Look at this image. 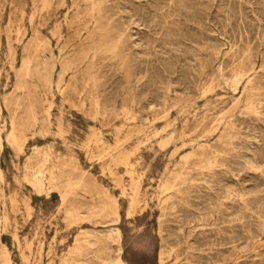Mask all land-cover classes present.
I'll return each mask as SVG.
<instances>
[{
  "label": "rangeland",
  "instance_id": "1",
  "mask_svg": "<svg viewBox=\"0 0 264 264\" xmlns=\"http://www.w3.org/2000/svg\"><path fill=\"white\" fill-rule=\"evenodd\" d=\"M88 5L0 0V256L11 264H64L70 253V264H264V0H106L114 29L89 37ZM116 34L124 35L113 55L98 42ZM64 59L62 91L45 92L41 65L54 62L56 80ZM13 108L21 151L5 140ZM32 109L39 118L48 110L50 124L35 125ZM36 176L49 198L38 195ZM108 202L119 204V220Z\"/></svg>",
  "mask_w": 264,
  "mask_h": 264
},
{
  "label": "bare ground",
  "instance_id": "2",
  "mask_svg": "<svg viewBox=\"0 0 264 264\" xmlns=\"http://www.w3.org/2000/svg\"><path fill=\"white\" fill-rule=\"evenodd\" d=\"M171 1V0H170ZM86 2L89 4L86 8H85V10H84V15L85 16H87L86 17V19H84L83 20V27H82V30H84V32L83 33H85L86 34V36H92L93 35V30H99L100 32H105V34L104 35H106L110 30H113L114 28H113V24H112V21H113V19H112V16H109L108 14H106L107 13V8H105L104 6H103V3H105L106 2V0H86ZM110 3V2H109ZM114 3V2H113ZM42 4H43V7H45V6H48V7H50V4H51V0H42ZM183 4V3H182ZM61 5V4H60ZM110 5H111V3H110ZM114 5V4H113ZM106 6V5H105ZM107 6H109V5H107ZM110 7H112V6H110ZM114 7H115V5H114ZM180 7V6H179ZM183 7V6H182ZM109 8V7H108ZM112 8H110V10H111ZM178 9V8H177ZM45 10V9H44ZM109 10V9H108ZM114 10V9H113ZM39 11V10H38ZM81 12V11H80ZM113 12V11H112ZM77 13V12H76ZM114 13V12H113ZM110 14V13H109ZM33 15H35V14H33ZM33 15H32V17H33ZM31 16V15H30ZM79 16H81L80 15V13H78L77 14V17H79ZM155 16V15H154ZM83 17V16H82ZM156 17V16H155ZM163 17V16H162ZM22 18V17H21ZM80 18V17H79ZM85 18V17H84ZM34 19V18H33ZM162 19V18H161ZM22 20V19H21ZM151 20V19H150ZM158 22V21H157ZM167 22V19H166V21H165V23ZM161 23V22H160ZM163 24V23H162ZM161 24V25H162ZM117 25V24H116ZM31 26V25H30ZM166 26V25H165ZM167 27V26H166ZM16 28V27H15ZM164 28V27H163ZM169 28V27H168ZM119 29V28H118ZM114 33V32H113ZM120 33V32H119ZM168 33V32H167ZM19 34H20V32H19ZM82 34V33H81ZM18 35V34H17ZM104 35H102L103 36V38H104ZM109 35H110V33H109ZM112 35V34H111ZM115 35V34H114ZM122 35H124V34H116V36H114L113 38H111L109 41H105V42H102V40L101 41H97L98 42V44L100 45V47L102 46H105V47H107L111 52H112V54L120 47V45H121V43H122ZM3 36V35H2ZM83 36V35H82ZM88 36V37H89ZM2 38V37H1ZM87 38V37H86ZM93 39H94V37H92ZM105 38H106V36H105ZM126 38V37H125ZM101 39V38H100ZM7 40V39H6ZM17 40V39H16ZM87 41H88V39H86ZM85 40V41H86ZM98 40H99V38H98ZM124 40V39H123ZM18 41V40H17ZM38 41V40H37ZM60 41V40H59ZM15 42V41H14ZM42 42V41H41ZM45 42V41H44ZM89 42V41H88ZM93 42V40H91V43ZM36 43V42H35ZM85 43V42H84ZM96 43V42H95ZM47 44V43H46ZM90 44V43H89ZM123 44H125V43H123ZM252 44V43H251ZM85 45V44H84ZM93 45V44H92ZM91 45V46H92ZM95 45V44H94ZM42 46V45H41ZM49 46H50V43H49ZM86 46V45H85ZM84 46V47H85ZM126 46V45H125ZM82 47V46H81ZM91 48V47H90ZM97 48V47H96ZM104 48V47H103ZM230 48V47H229ZM39 49V48H38ZM94 49V48H93ZM105 49V48H104ZM8 50H10V49H8ZM33 50V49H32ZM37 50V49H36ZM44 50L45 51H47V52H49V54H50V57H49V59H54V53H53V51L52 50H50L49 49V47H44ZM82 50V49H81ZM88 50V49H87ZM95 50V49H94ZM120 50V49H119ZM44 51V52H45ZM228 51V50H227ZM84 52V51H83ZM90 52V51H89ZM120 52V51H119ZM91 53H92V51H91ZM107 53H109V52H107ZM121 53V52H120ZM85 54V53H84ZM106 54V53H105ZM9 55V54H8ZM33 55V54H32ZM45 55V54H44ZM83 55V54H82ZM91 55V54H90ZM98 55V54H97ZM114 55V54H113ZM112 55V56H113ZM226 55V54H225ZM86 56V55H85ZM111 56V55H110ZM111 56V57H112ZM244 56V55H243ZM46 57V56H45ZM94 55H93V58L92 59H94ZM103 57V56H102ZM126 56L124 55V58H125ZM31 56H29V57H27L26 59H24V61H23V69H24V71H25V74H29L30 73V62H31ZM91 58V57H90ZM98 58H100V57H98ZM46 59V58H45ZM82 59V58H81ZM85 59V58H84ZM84 59H82V60H84ZM123 59V58H122ZM33 60V59H32ZM91 60V59H90ZM99 60V59H98ZM124 60V59H123ZM42 61V60H41ZM66 59H64L63 60V65H62V73H59L58 74V76H57V79L55 80L54 79V77H53V73H54V68H56L55 67V64H54V62H48V64L49 65H47V63L45 64V65H41L42 66V68L44 69V74H42L43 75V78H42V81H43V86H44V88H45V92H47V93H50V94H52V89H53V87L54 86H56V88H58V90L60 91L61 89H62V87H61V84L64 82V80H65V74L67 73V71H68V69L69 68H71L70 67V65H71V63L68 61V62H66ZM80 62H83V61H80ZM100 62H102V61H100ZM39 64V63H38ZM92 64H94V63H92ZM91 64V65H92ZM98 65H99V63H98ZM240 66V65H239ZM76 67H78L77 65H76ZM87 67H89V66H87ZM94 67V66H93ZM92 66H91V68H93ZM85 69H87L86 67H85ZM88 70V69H87ZM86 70V71H87ZM94 70V69H93ZM91 71V70H90ZM89 72H87V74H88ZM223 73V72H222ZM1 74V73H0ZM92 74V73H91ZM91 74H89V75H91ZM94 75H95V72L93 73ZM226 75V74H225ZM93 76V75H92ZM235 78L237 77V76H234ZM1 78H2V76H1ZM93 78V77H92ZM29 79V78H28ZM96 79V78H95ZM144 79V78H143ZM250 79V78H249ZM30 80V79H29ZM212 80V79H211ZM240 81V80H239ZM214 82V81H213ZM230 82V81H229ZM228 82V83H229ZM25 83V82H24ZM23 83V84H24ZM236 83L237 84H235V86L236 85H238V80L236 81ZM247 84L249 85V87H251V88H249V90L250 91H252L254 88L251 86V80H248L247 81ZM27 85V84H26ZM94 85V84H93ZM252 85H253V83H252ZM254 86V85H253ZM237 87V86H236ZM20 89V88H19ZM24 90V89H23ZM211 90V89H210ZM209 90V91H210ZM264 90V89H263ZM62 91V90H61ZM60 91V92H61ZM253 93H254V91H252ZM249 93H247V95H248ZM202 95V94H201ZM183 97V96H182ZM29 98V97H28ZM52 98V97H51ZM90 98V100H91V102H93V104H95L96 106H98L99 105V97L97 96V95H95V94H91V96L89 97ZM236 99V98H235ZM238 99V98H237ZM248 99V100H247ZM247 101L248 102H246L247 104H248V109L249 110H252L253 109V103H252V96H248L247 97ZM18 100L19 99H16L12 104L13 105H15L16 107H19L20 108V103L18 102ZM245 100V99H244ZM26 101V100H25ZM28 101V100H27ZM5 105H6V107L7 108H10V103H8L6 100H5ZM43 103V102H42ZM245 102H244V104H246ZM260 103V102H259ZM23 104V103H22ZM28 106H30V107H36L35 106V103L34 102H32V101H30L29 102V105ZM12 107V106H11ZM246 107V106H245ZM245 109V108H244ZM247 109V110H248ZM11 111V118H10V131L6 134V143L8 142L9 144H11V145H13V146H15V148L17 147L18 148V150L19 151H21L22 150V146L18 143V140L20 139H18V134H17V111H16V109H11L10 110ZM31 111V116H32V122L35 124V125H37V124H39L40 122H47V123H49L50 124V120H49V115H48V110H45V116L44 117H42V118H39L38 116H37V111H34V109H32V110H30ZM254 112V111H253ZM27 113V112H26ZM28 114V113H27ZM165 114V113H164ZM220 116V115H219ZM119 117V116H118ZM30 118V117H29ZM1 119H2V106H1V104H0V150L3 148V143H2V141H3V132H4V130H6V129H4L5 128V124L4 125H2L1 124ZM27 119V118H26ZM26 121V120H25ZM134 122V121H133ZM23 123V122H22ZM151 123V122H150ZM19 124V123H18ZM32 124V123H31ZM46 124V123H45ZM48 124V125H49ZM234 124V123H233ZM232 124V122H227V124H226V127L230 130V131H232L233 130V127H234V125ZM9 125V124H8ZM25 125V124H24ZM43 125V124H42ZM33 125H31V127H32ZM27 128V127H26ZM167 128V127H166ZM30 129V128H29ZM43 129V128H42ZM48 129V128H47ZM21 130V129H20ZM25 130V129H24ZM165 130V129H164ZM217 130V129H216ZM19 131V130H18ZM41 131H43V130H41ZM48 131V130H47ZM166 131V130H165ZM20 132V131H19ZM141 133V132H140ZM47 134V133H46ZM136 135V134H135ZM134 135V136H135ZM186 135V134H185ZM204 135V134H203ZM26 141V140H25ZM39 149H40V147H39ZM200 149V148H199ZM192 151V150H191ZM112 152V151H111ZM109 155V154H108ZM49 154L47 153V152H45V153H43V157H42V161H41V159H40V161H41V163H42V166L41 167H43V165H46L47 163H49ZM1 163V162H0ZM39 165V164H38ZM28 168V167H27ZM51 168V167H50ZM56 168V167H55ZM43 169V168H42ZM57 169V168H56ZM55 169V170H56ZM76 169V168H75ZM52 170V169H51ZM42 171V170H41ZM43 172V171H42ZM51 172V171H50ZM54 172V171H53ZM34 174V173H33ZM36 174H38V173H36ZM170 174V173H169ZM41 175V174H40ZM55 174H52V179H54V181H55V179L57 178H55V176H54ZM34 176V175H33ZM37 177V176H36ZM39 177H42V176H39ZM39 177H37V178H39ZM51 177V176H50ZM168 177V176H167ZM181 177V176H180ZM0 178H2V171H1V168H0ZM37 178H36V180H37ZM177 178V177H176ZM51 179V180H52ZM179 179V178H178ZM32 180V179H31ZM58 180V179H57ZM181 180V179H180ZM2 181V180H1ZM176 181V180H175ZM52 182H53V180H52ZM33 183V182H32ZM31 183V184H32ZM51 183V182H50ZM43 182H41V180H40V178H39V181L37 182V193H38V195L39 196H41L42 194H45V196L47 197V198H49L50 197V192L49 191H46V189L44 188V186H43ZM73 184V183H72ZM79 184H80V182H79ZM55 185H57V184H55ZM178 187V186H177ZM35 188V187H34ZM73 188V187H72ZM135 188H136V186H135ZM137 189V188H136ZM134 191V190H133ZM71 192V191H70ZM138 193V192H137ZM67 195V192H65V193H62V197H65ZM133 196H134V194H133ZM132 196V197H133ZM107 198H109V202L111 203V198L109 197V194H108V197ZM114 199V198H113ZM106 200V199H105ZM105 200H103V201H105ZM115 200V199H114ZM106 201H108V200H106ZM105 201V202H106ZM108 202V203H109ZM113 202V201H112ZM103 203V205H104V202H102ZM101 203V204H102ZM107 203V204H108ZM109 203V204H110ZM114 203V202H113ZM106 204V203H105ZM110 205H113V204H110ZM99 206V205H98ZM101 206V205H100ZM114 207V213H115V219L116 220H119V218H120V213H119V204H117L116 203V205H113ZM111 207V206H110ZM102 208V207H101ZM109 208V207H108ZM108 208H103V209H108ZM112 208V207H111ZM97 209V208H96ZM95 209V210H96ZM110 210V209H109ZM94 211V210H93ZM103 211H105V210H103ZM111 211V210H110ZM73 212V211H72ZM71 212V213H72ZM96 212V211H95ZM94 212V213H95ZM106 212V211H105ZM29 213V212H28ZM79 213H81V212H79ZM97 214V213H96ZM95 214V215H96ZM99 214V213H98ZM105 214V213H104ZM109 214V213H108ZM113 214V213H112ZM129 214V213H128ZM72 215V214H71ZM75 214H73V216H74ZM80 216V215H79ZM111 216H113V215H111ZM112 218V217H111ZM114 219V220H115ZM115 222H117V221H115ZM110 230V229H109ZM110 239L111 238H116L115 240L117 241L118 240V238L120 237V231H119V229L118 228H113V229H111L110 231ZM109 235V234H108ZM108 239V238H107ZM120 239V238H119ZM106 240V239H105ZM109 240V239H108ZM112 241V240H111ZM107 242V241H106ZM113 242V241H112ZM82 245V243L80 244V246ZM77 246V245H76ZM79 246V247H80ZM79 247H75L74 246V252L77 254V255H81L83 252H81L80 251V248ZM5 249V248H4ZM108 249V248H107ZM98 251V250H97ZM118 251L119 252H121V249L119 248L118 249ZM73 253H70V254H68V257L64 260V264H70V261L73 259V255H72ZM83 255H84V253H83ZM85 255H87V254H85ZM10 256V255H9ZM9 256H8V253L6 252V251H3V253L1 254V256H0V264H11V261H10V259H9ZM255 258V257H254ZM73 261V260H72ZM118 261L119 262H122V260L120 259V257H118ZM49 263V262H48ZM61 263H62V261H61ZM84 263V262H83Z\"/></svg>",
  "mask_w": 264,
  "mask_h": 264
}]
</instances>
